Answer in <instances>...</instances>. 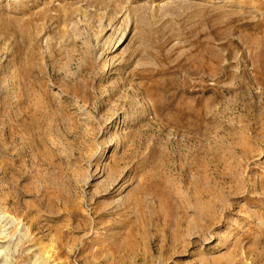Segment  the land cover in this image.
<instances>
[{"label":"rangeland","instance_id":"1","mask_svg":"<svg viewBox=\"0 0 264 264\" xmlns=\"http://www.w3.org/2000/svg\"><path fill=\"white\" fill-rule=\"evenodd\" d=\"M0 264H264V0H0Z\"/></svg>","mask_w":264,"mask_h":264}]
</instances>
